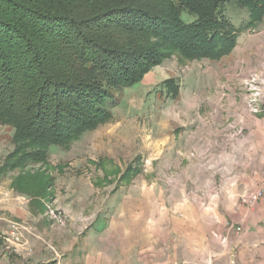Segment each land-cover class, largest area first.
<instances>
[{"label":"rangeland","instance_id":"374dc122","mask_svg":"<svg viewBox=\"0 0 264 264\" xmlns=\"http://www.w3.org/2000/svg\"><path fill=\"white\" fill-rule=\"evenodd\" d=\"M222 16L242 31L229 66L220 60L184 63L176 56L165 59L147 73L152 78H145L146 74L118 94L113 120L85 132L67 148L51 146L44 162L28 161L0 177V187L5 189L9 182L13 189L16 182V197L23 203L19 218L0 211V250L7 254L5 264H25L16 245L22 246L30 236L52 240L45 243L49 251L42 249L50 264H81L86 255L106 249V244L97 241L106 228H139L146 223L175 228L181 222L183 200L191 210L196 177L207 183L215 151L225 152L218 153L217 163L223 162V155L227 166L243 160L239 153L245 138L242 121L245 115H259L252 113L253 106L264 109V18L247 28L245 10L230 5L224 7ZM182 19L193 21L186 14ZM245 38L250 47L241 46ZM170 79L177 81L174 98L161 89ZM213 84L233 87L231 102L234 106L241 103L244 113L226 119L218 139L205 135L204 140H193L195 145L189 138L178 140L184 123L203 115L202 122L208 127L216 104L229 103L228 97L219 99L208 90ZM12 137L13 129L0 125V167L13 152ZM215 189L221 185L216 184L212 193ZM3 194L2 190L0 197ZM59 218L61 225L56 223ZM2 225H15L18 241L7 243V229Z\"/></svg>","mask_w":264,"mask_h":264},{"label":"trees","instance_id":"16d2710c","mask_svg":"<svg viewBox=\"0 0 264 264\" xmlns=\"http://www.w3.org/2000/svg\"><path fill=\"white\" fill-rule=\"evenodd\" d=\"M228 5L247 28L264 18V0H0V125L14 147L0 177L113 120L118 94L165 59L230 55L242 31ZM161 89L178 95L174 79Z\"/></svg>","mask_w":264,"mask_h":264},{"label":"crops","instance_id":"0c3cea01","mask_svg":"<svg viewBox=\"0 0 264 264\" xmlns=\"http://www.w3.org/2000/svg\"><path fill=\"white\" fill-rule=\"evenodd\" d=\"M239 38L238 36L231 54L219 63L229 66L227 62L235 58ZM241 40L242 47H250L246 38ZM239 72L241 75V71ZM145 78L152 76L149 73ZM208 90L215 92L219 99L228 97L229 103L216 104L213 112L215 115L210 119L212 126L210 124L207 127L202 122L203 115L194 116L184 123V130L179 133L178 140L189 138L195 145L193 140H204L205 135L218 139L221 135L220 126L225 120L244 113L241 103L234 106L235 103L231 102L235 98L233 87L213 84ZM263 113L256 116L245 115L242 121L245 138L240 144L239 153L244 157L241 162H233L227 166L223 155V162L217 163L218 155L225 152L224 149L223 152L215 151L213 171L208 174L207 183L205 178L202 182L200 176L194 180L197 190L196 194H192L195 198H192L191 210H188L189 204L182 201L184 203L181 206L179 226L158 228L152 223H146L139 228H106L101 231L98 235L100 239L97 240L106 244V249L86 255L81 264H264V201H259L250 208L245 203L246 197L264 183ZM216 184H220L221 189H215L216 192L212 193ZM4 189L0 187V193L2 190L4 193V197H0V211H7L19 218L23 213V203L16 197L19 194L11 188V182ZM205 197L208 199H204ZM2 226L7 229L6 234L11 231V226ZM90 235L93 236V233ZM34 238L27 237L22 246L16 245L19 256L26 260L25 264H50L42 249L49 251L45 243L52 240ZM26 245L28 250L25 249ZM5 258L7 254L1 249L0 264H5Z\"/></svg>","mask_w":264,"mask_h":264},{"label":"built area","instance_id":"2783aa9c","mask_svg":"<svg viewBox=\"0 0 264 264\" xmlns=\"http://www.w3.org/2000/svg\"><path fill=\"white\" fill-rule=\"evenodd\" d=\"M262 111H263L262 107L258 105H255L252 108V113L255 115L260 114ZM259 201H264V183L257 190L250 193L245 199L246 206L249 208L254 206ZM56 223L61 225L62 224L61 219L60 218L57 219ZM18 231L19 230L17 229L15 225H11V231L8 232V237L7 239H4V240L7 243L8 242L13 243V241L14 242L18 241V237H19Z\"/></svg>","mask_w":264,"mask_h":264}]
</instances>
